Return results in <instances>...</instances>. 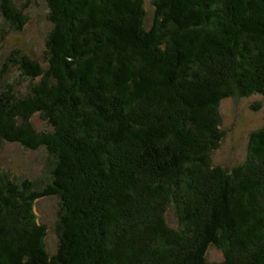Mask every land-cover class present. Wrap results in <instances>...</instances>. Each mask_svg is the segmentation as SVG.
<instances>
[{
    "label": "trees",
    "instance_id": "obj_1",
    "mask_svg": "<svg viewBox=\"0 0 264 264\" xmlns=\"http://www.w3.org/2000/svg\"><path fill=\"white\" fill-rule=\"evenodd\" d=\"M47 4L42 63L16 50L3 71L27 83L0 87V148L53 167L43 185L0 170V264H264V127L241 164L212 161L221 100L264 96V0ZM0 14L23 30L12 0ZM50 196L54 252L33 210Z\"/></svg>",
    "mask_w": 264,
    "mask_h": 264
},
{
    "label": "rangeland",
    "instance_id": "obj_2",
    "mask_svg": "<svg viewBox=\"0 0 264 264\" xmlns=\"http://www.w3.org/2000/svg\"><path fill=\"white\" fill-rule=\"evenodd\" d=\"M12 1L17 8H21L27 21L22 31H13L9 22L0 14V76H6L4 80H0V87L10 79L12 83H15L16 79L21 80L22 85L27 83L26 76L18 66H9V75H5V72L3 74V71L11 65L16 50L23 51L42 63L46 49L45 41L51 27L47 18V0ZM219 112L225 135L213 152L212 161L231 169L244 161L250 133L264 127V96L238 94L223 98L219 104ZM34 121L43 127L42 129L45 128L46 124L38 117H35ZM52 158L46 148L30 150L20 144L7 142L0 148V170L9 172L18 182L32 179L43 185L50 168L53 167ZM59 208V200L51 196L39 199L33 206L38 219L47 226L45 245L50 252H54L57 247L55 226ZM169 220L172 225H177L172 212L169 214ZM208 256L211 259H219L221 253L217 248L211 247Z\"/></svg>",
    "mask_w": 264,
    "mask_h": 264
}]
</instances>
